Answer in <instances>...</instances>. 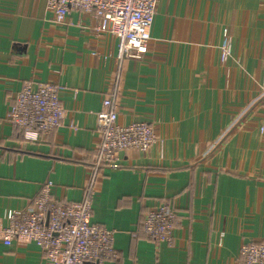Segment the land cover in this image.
<instances>
[{
    "label": "crops",
    "instance_id": "crops-1",
    "mask_svg": "<svg viewBox=\"0 0 264 264\" xmlns=\"http://www.w3.org/2000/svg\"><path fill=\"white\" fill-rule=\"evenodd\" d=\"M90 13L56 24L44 0H0V228L42 184L52 199H82L100 141L95 116L118 76L117 123L146 122L148 153L118 155L91 201L90 223L114 232L104 264H243L242 245L264 240V0H158L147 53L116 59L117 40L95 37ZM231 56L219 61L222 34ZM28 82L63 87L61 126L24 144L6 121ZM161 201L176 209L171 244L141 232ZM0 264H48L32 243L5 246Z\"/></svg>",
    "mask_w": 264,
    "mask_h": 264
},
{
    "label": "built area",
    "instance_id": "built-area-1",
    "mask_svg": "<svg viewBox=\"0 0 264 264\" xmlns=\"http://www.w3.org/2000/svg\"><path fill=\"white\" fill-rule=\"evenodd\" d=\"M45 10L56 24L63 23L70 11L90 13L97 25L95 37L113 36L117 40L116 59L140 60L147 53L150 31L158 0H44ZM231 56V38L224 30L219 47V61L225 64ZM102 101L95 116L100 135L92 166L81 200L71 203L52 199L54 184L46 181L38 195L24 210L9 216V224L0 228L5 246L12 242L32 243L48 264H104L118 257L113 246L114 232L90 223L91 201L95 186L105 167L118 168V155L126 151L146 154L158 142L153 125L134 122L117 123L116 91ZM63 87L54 82L24 84L9 106L7 123L21 134L24 144L44 142L60 126L64 109L60 102ZM264 92V88H263ZM264 131V123L260 127ZM178 222L176 209L167 201L149 208L142 217L141 232L154 244H171ZM243 264H264V240L241 246Z\"/></svg>",
    "mask_w": 264,
    "mask_h": 264
},
{
    "label": "trees",
    "instance_id": "trees-1",
    "mask_svg": "<svg viewBox=\"0 0 264 264\" xmlns=\"http://www.w3.org/2000/svg\"><path fill=\"white\" fill-rule=\"evenodd\" d=\"M19 136H21V134H18ZM22 140V139H21Z\"/></svg>",
    "mask_w": 264,
    "mask_h": 264
}]
</instances>
